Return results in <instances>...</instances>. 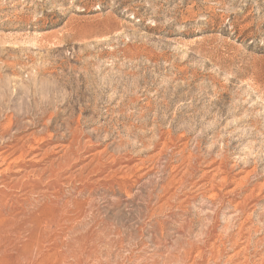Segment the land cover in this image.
<instances>
[{
  "label": "rangeland",
  "instance_id": "374dc122",
  "mask_svg": "<svg viewBox=\"0 0 264 264\" xmlns=\"http://www.w3.org/2000/svg\"><path fill=\"white\" fill-rule=\"evenodd\" d=\"M0 264H264V0H0Z\"/></svg>",
  "mask_w": 264,
  "mask_h": 264
},
{
  "label": "bare ground",
  "instance_id": "6f19581e",
  "mask_svg": "<svg viewBox=\"0 0 264 264\" xmlns=\"http://www.w3.org/2000/svg\"><path fill=\"white\" fill-rule=\"evenodd\" d=\"M11 141V140H10ZM9 144V143H8ZM8 147V146H7ZM4 148V147H3ZM19 151H20V149H19ZM18 162V161H17ZM38 162V161H37ZM3 165V164H2ZM5 165V164H4Z\"/></svg>",
  "mask_w": 264,
  "mask_h": 264
}]
</instances>
